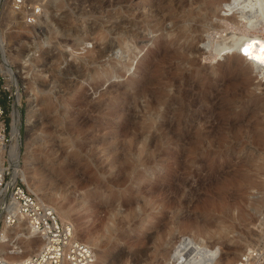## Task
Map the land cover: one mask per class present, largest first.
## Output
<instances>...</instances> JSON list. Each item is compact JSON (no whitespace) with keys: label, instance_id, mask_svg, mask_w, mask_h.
Here are the masks:
<instances>
[{"label":"rangeland","instance_id":"1","mask_svg":"<svg viewBox=\"0 0 264 264\" xmlns=\"http://www.w3.org/2000/svg\"><path fill=\"white\" fill-rule=\"evenodd\" d=\"M42 1L41 17L29 24L10 0H0L4 185L14 179L16 110V180L29 191L24 172L68 210L80 238L96 239L112 263L163 264L162 252L180 234L199 236L214 251L218 245L237 262L264 231V76L245 72L250 56L229 50L213 57L205 39L176 38L170 20L180 19L190 0H162L156 19L165 27L145 29V36L131 34L142 25L145 0ZM240 7L222 6L241 29L217 36L229 40L248 25ZM261 20L256 28L264 32ZM81 35L85 49L73 44ZM98 45L112 50L90 62L86 52ZM189 46L198 51L183 54ZM190 108L204 136L171 139L163 121L183 109L185 127Z\"/></svg>","mask_w":264,"mask_h":264},{"label":"bare ground","instance_id":"2","mask_svg":"<svg viewBox=\"0 0 264 264\" xmlns=\"http://www.w3.org/2000/svg\"><path fill=\"white\" fill-rule=\"evenodd\" d=\"M127 1L129 2V0ZM145 1L146 10L143 12L141 11L142 13L140 14L143 19L142 25L138 24L135 25L134 28H131V34L134 36H145L143 33L145 29L153 31L157 27H165V19L163 17L160 19H156L157 13L160 10L159 6L162 3V0ZM119 2H121V0ZM183 2L185 3L187 2V0H183ZM48 3L51 4L52 0H49ZM223 5H240V16L246 18L249 22L248 25H243L244 28L242 27V31H240L241 33L239 35H234L230 37L229 40L226 38H220V36H217V34L221 35L223 31H227L229 29H231V31H239L241 29V26L234 15L230 16L223 12ZM184 12V15L179 16L180 19H176L174 21L170 20V29L171 32H174L176 38H184L186 41H189L191 43L205 39V43L208 44L207 46H209L208 48L210 49L209 53L213 57H218L225 51L229 50L235 51L236 53L242 55L243 53H246L248 56H250L251 64L249 65L250 67H248V69L246 68L245 72L247 70L248 72L255 71L258 75L264 76V37H259L261 35L263 36L264 32H259V29L256 28L258 24H261L259 23L260 20H264V0H190L189 7ZM48 15L49 14L45 15L44 19L42 20L43 22H45L44 20L46 17H49ZM213 17L222 20V23H210ZM116 26V28L120 30L124 28L121 24L118 23H116ZM204 31L207 32L205 37L201 35V32ZM243 34L247 36H244L243 38ZM105 38L106 36H101V39ZM85 42H87L85 41V36L81 35L74 41L73 44H79L83 47V49H85ZM110 49L111 48L108 45H98L94 49L87 50L85 56L89 59L90 62H94L107 54ZM190 51H198V49H195L191 46L182 49L183 54H188V52ZM23 52L24 50L22 49L21 53ZM148 91V88H145L141 90L140 93H146ZM182 111L183 109L177 111L175 118H173V116H170L163 121L162 125L165 127L167 134H169L171 139L178 142L201 139L204 134L199 131V126L197 128L198 131H196L197 122L193 118L196 110H193L191 108L188 109V112L191 115V119L187 122V125L185 127L181 126ZM17 119V111L15 110L12 129L13 143L10 151L11 156L9 161L14 170V179L9 182L4 188V192L2 194L3 205L0 207V218H3L4 220L3 227L0 231V258L8 263H13L28 258L41 251L46 244L44 238L40 236L37 231L33 230L29 225L26 216L21 210V206L13 198L11 190L9 189L10 184H13L14 181H16L17 175L21 172H19L17 162L19 158ZM223 123L229 124L230 127H235L236 125H238V122L236 121H227ZM203 127H205L207 130L210 129L212 127L211 121L208 120L206 125L202 124V128ZM260 136V138L264 139V133ZM3 143V139L0 136L1 151L4 147ZM3 172V159L0 155V188L3 187L1 186V182L3 180ZM22 176L27 183L29 191L34 193L39 201L52 207L57 212L58 216L64 221V224H67L71 227L73 240L86 244L93 250L97 264H114L111 262V259L109 257L103 254L102 245L98 244L96 239L92 238L84 240L80 238L77 228L73 224L70 212L68 210L63 209L58 203L55 202L52 197L41 194L37 187L30 185L27 182L24 172H22ZM113 215L115 214L113 213ZM12 220L13 222H11ZM263 233L260 236V238L262 237L261 241L264 239ZM259 243H257L256 245H258ZM254 246L255 245L251 246L249 244H246L240 251V257L245 251L251 249ZM162 253L163 264H238V261L240 259L238 258L237 262H235L233 261V257H231L230 254H227L224 257L221 255L218 245H215L214 251L203 238L187 234H180L179 236H177V238L171 244L170 249L165 250ZM215 254H217V256ZM143 260L144 259L140 258V260H138L136 264H139ZM126 263L127 262H123V264ZM64 264L71 263L66 261Z\"/></svg>","mask_w":264,"mask_h":264},{"label":"built area","instance_id":"3","mask_svg":"<svg viewBox=\"0 0 264 264\" xmlns=\"http://www.w3.org/2000/svg\"><path fill=\"white\" fill-rule=\"evenodd\" d=\"M10 5L19 14L24 12L27 23L34 24L43 13L44 3L42 0L38 3H33L32 0H10ZM3 115L4 110L0 102V136L5 143L7 128L2 120ZM4 181L3 176L1 186L6 187L9 182L4 185ZM9 189L21 206L29 225L44 238L46 244L41 251L28 258L13 263L0 258V264H64L66 261L71 264H97L93 250L88 245L73 240L71 227L61 221L52 207L39 201L36 195L17 180L10 184ZM238 264H264V239L245 251Z\"/></svg>","mask_w":264,"mask_h":264},{"label":"trees","instance_id":"4","mask_svg":"<svg viewBox=\"0 0 264 264\" xmlns=\"http://www.w3.org/2000/svg\"><path fill=\"white\" fill-rule=\"evenodd\" d=\"M5 97L3 96L2 98H1V103L4 105L5 104Z\"/></svg>","mask_w":264,"mask_h":264}]
</instances>
